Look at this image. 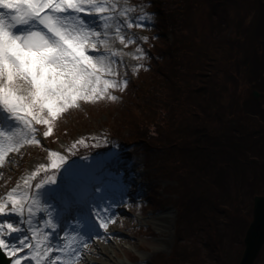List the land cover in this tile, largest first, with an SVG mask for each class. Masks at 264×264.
<instances>
[{
    "label": "trees",
    "instance_id": "trees-1",
    "mask_svg": "<svg viewBox=\"0 0 264 264\" xmlns=\"http://www.w3.org/2000/svg\"><path fill=\"white\" fill-rule=\"evenodd\" d=\"M143 1L149 32L125 74L130 102L69 156L102 158L114 146L144 156V209L177 215L172 252L153 262L237 264L264 191V0ZM52 176L40 170L34 185Z\"/></svg>",
    "mask_w": 264,
    "mask_h": 264
},
{
    "label": "rangeland",
    "instance_id": "rangeland-1",
    "mask_svg": "<svg viewBox=\"0 0 264 264\" xmlns=\"http://www.w3.org/2000/svg\"><path fill=\"white\" fill-rule=\"evenodd\" d=\"M115 2L120 6L118 11L129 9L127 16H119V21L124 24L122 34L125 35L126 42L120 44L114 32L111 34L110 47L121 53L120 57H113L115 61L113 67L116 68L118 75L104 78L122 82L121 86L109 89L108 95L103 99L91 102L78 101L75 106L59 114L52 122V134L49 136L43 135L48 130L47 125H35L36 138L41 143H28L19 147V151H9L0 164V200H6L13 191L19 195L29 190L30 195L35 196L37 191L32 193V187L29 186L36 177L35 173L42 169L43 165H48L47 169H52L51 152L56 151L67 157L63 167L55 173L56 183L47 184L39 190L40 198L48 212L39 220V214L34 215L32 227L43 230L44 220L50 215L57 226L50 236V243L54 249L63 247L66 239L78 237L72 242L69 250L73 254V264L80 256L83 262L80 264H88L93 259V264H100L98 262L106 259L108 255L113 258L110 264H157L152 261V257L160 253L169 254L176 240L174 209L170 206H164L157 211L143 209L147 201L141 194L142 186L151 180L147 177V172L151 169L144 167L146 163L144 156L140 153L129 155L128 152H123L126 160H122L119 155L112 154L114 146L111 154L107 152L104 158L85 159L82 162L69 159L68 148L71 145H81L83 137L90 138L94 133L106 135L107 132L102 125L105 116L118 115L119 107L130 102L126 89L127 91L132 89L129 88L128 82L127 86L123 87V81L126 79L125 74L138 63L142 47L140 37H144L145 41L148 39L149 29L146 23L149 22H143V25H139L141 27L137 25L138 18L148 17V4L143 0ZM92 19L85 16L86 21L91 22ZM129 19L136 25L135 27H127ZM120 111L123 112V109ZM21 127V124L10 120L7 114L0 110V128L5 133L17 131ZM106 141H109L108 136ZM158 182L165 185V182L159 179L156 183ZM151 191L160 193L162 197L167 196L162 189L155 188ZM71 199L77 206L66 215L65 211ZM98 215L107 222L106 229L101 227ZM3 220L25 228L24 232L13 234L11 240L32 235L19 216H0V221ZM30 242L35 243V240L32 239ZM96 251L100 255L92 256V252ZM65 255L62 254V257ZM263 263L264 246L255 264ZM28 264L33 262L29 261Z\"/></svg>",
    "mask_w": 264,
    "mask_h": 264
},
{
    "label": "snow or ice",
    "instance_id": "snow-or-ice-1",
    "mask_svg": "<svg viewBox=\"0 0 264 264\" xmlns=\"http://www.w3.org/2000/svg\"><path fill=\"white\" fill-rule=\"evenodd\" d=\"M119 7L115 0H0V110L22 125L11 133L0 128V164L9 151L41 143L35 125H47L43 135L49 136L59 114L78 101L103 99L109 89L121 86L104 78L118 75L113 57L121 53L110 47L111 34L114 32L120 44L126 42L119 16H127L129 9L118 11ZM85 16L92 21H86ZM135 26L129 19L127 27ZM123 86H127V79ZM51 157L52 169L63 167L67 160L56 151ZM55 183V176L41 178L34 185L35 196L29 190L19 195L13 191L6 200H0V216H19L32 234L11 240L25 228L0 221V252L11 258L10 264H73L69 250L78 237L66 239L63 247L54 249L50 236L57 226L51 216L44 220L43 230L32 227L34 215L39 214V220L48 212L39 190ZM97 219L106 229L107 222L99 215ZM32 239L35 243L30 242Z\"/></svg>",
    "mask_w": 264,
    "mask_h": 264
},
{
    "label": "water",
    "instance_id": "water-1",
    "mask_svg": "<svg viewBox=\"0 0 264 264\" xmlns=\"http://www.w3.org/2000/svg\"><path fill=\"white\" fill-rule=\"evenodd\" d=\"M258 97V94L255 93ZM244 250L238 264H254L264 245V195L254 198L252 221L249 224L244 240ZM7 264L0 252V263Z\"/></svg>",
    "mask_w": 264,
    "mask_h": 264
},
{
    "label": "bare ground",
    "instance_id": "bare-ground-1",
    "mask_svg": "<svg viewBox=\"0 0 264 264\" xmlns=\"http://www.w3.org/2000/svg\"><path fill=\"white\" fill-rule=\"evenodd\" d=\"M74 206V203L72 202V204H71V207H73ZM106 251V250H105ZM85 252V251H84ZM86 253H87V251H86ZM107 254V253H106ZM98 255H100V253H98V251H96V252H92V256H98ZM108 255V254H107ZM94 260V259H93ZM90 261L88 264H93V262L94 261ZM112 260H113V258L110 256V255H108V257L106 258V259H101V261L100 262H98V263H100V264H110V262H112ZM82 261V257L80 256V257H78L77 258V260H76V262H75V264H80V263H83V262H81ZM119 264H124V263H119Z\"/></svg>",
    "mask_w": 264,
    "mask_h": 264
}]
</instances>
